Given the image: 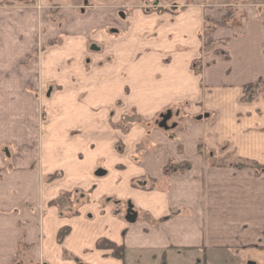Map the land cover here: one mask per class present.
Listing matches in <instances>:
<instances>
[{"label":"crops","instance_id":"obj_1","mask_svg":"<svg viewBox=\"0 0 264 264\" xmlns=\"http://www.w3.org/2000/svg\"><path fill=\"white\" fill-rule=\"evenodd\" d=\"M117 1L142 16L173 11L149 14L152 31L158 21L181 25V40L194 52L182 54L178 68L164 65L169 102L151 114L136 109L143 121L126 131L110 128L108 114L98 127L92 103L89 115L69 102L74 139L14 168L21 196L8 213L0 209V264H223L224 253L231 264H264V169L236 166L264 167V0ZM194 60L202 61L197 72ZM248 85L256 86L249 101ZM114 86L104 90L112 95ZM167 106L182 107L174 116L168 111L167 129L145 125ZM113 139L125 149L116 150ZM186 164L183 172L167 169ZM54 173L60 177L47 182ZM102 239L123 247L124 260L99 250Z\"/></svg>","mask_w":264,"mask_h":264},{"label":"rangeland","instance_id":"obj_2","mask_svg":"<svg viewBox=\"0 0 264 264\" xmlns=\"http://www.w3.org/2000/svg\"><path fill=\"white\" fill-rule=\"evenodd\" d=\"M121 7L117 0H0V209L7 206L3 213L21 196L15 197L21 193L17 181L22 177L14 168L37 163L43 150H64L74 139L69 132L70 101L72 110L89 115L92 103L98 127L105 126L102 115L108 114L110 128L126 131L143 121L136 109L151 114L170 100L162 69L168 63L180 67L183 56L194 52L181 40L184 28L158 21L154 32L149 14L174 15L173 11L147 9L142 16ZM202 48L210 51L212 45ZM201 66L198 60L190 64L194 72ZM159 72L162 76L155 75ZM112 82L119 91L110 95L104 86ZM180 84L174 82V87L179 85L175 90ZM101 104L106 105L103 110ZM180 108L167 106L145 125L158 128L161 113L171 111L174 116ZM118 116L122 119L116 122ZM112 144L116 150L125 149L121 141ZM54 176L60 177L54 173L45 180L52 182ZM79 195L77 204L83 200ZM65 198L59 200L63 209L69 203ZM224 254L223 264H231V253Z\"/></svg>","mask_w":264,"mask_h":264},{"label":"trees","instance_id":"obj_3","mask_svg":"<svg viewBox=\"0 0 264 264\" xmlns=\"http://www.w3.org/2000/svg\"><path fill=\"white\" fill-rule=\"evenodd\" d=\"M157 10H160L161 12H166L167 10H164V9H157ZM258 86V85H257ZM256 88L255 85H248L244 88V92H245V100H251L252 99V96H248L246 97V95H250L251 92H253V90ZM236 166H240V167H252L256 170H262L264 169V167H261L259 165H257L256 163H252V162H243V163H239L237 164ZM190 165L189 164H186L184 166H168V170H172V169H175L176 171H179V172H183L187 169H189ZM57 176V175H56ZM56 176L52 177V179L56 178ZM132 208V210L134 209L132 207V205L130 203H127V206H126V213H128L129 211V208ZM134 212V210H133ZM69 232V229L68 228H64V229H61L59 231V234H58V240L61 241L64 236H66ZM96 247L99 249V250H108V251H112V256L117 258V259H120V260H124V255H125V250L123 247H119V246H116L115 244L107 241V240H99Z\"/></svg>","mask_w":264,"mask_h":264},{"label":"water","instance_id":"obj_4","mask_svg":"<svg viewBox=\"0 0 264 264\" xmlns=\"http://www.w3.org/2000/svg\"><path fill=\"white\" fill-rule=\"evenodd\" d=\"M171 113L168 112L167 115L162 116V122L159 124L160 128H165L167 129L168 127L166 126V122L170 119ZM128 215H133L134 216V212L130 206L129 211H128Z\"/></svg>","mask_w":264,"mask_h":264}]
</instances>
